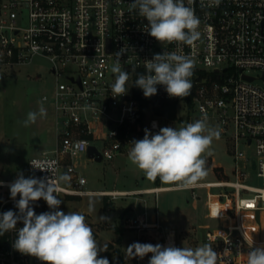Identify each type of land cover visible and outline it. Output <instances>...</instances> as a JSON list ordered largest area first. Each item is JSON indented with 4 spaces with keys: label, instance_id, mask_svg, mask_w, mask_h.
I'll return each instance as SVG.
<instances>
[{
    "label": "built area",
    "instance_id": "obj_1",
    "mask_svg": "<svg viewBox=\"0 0 264 264\" xmlns=\"http://www.w3.org/2000/svg\"><path fill=\"white\" fill-rule=\"evenodd\" d=\"M131 2L0 0V69L40 55L50 60L56 78L52 97L42 96L53 105L54 146L31 157L27 170L37 178L67 173L70 180L57 191L62 202L68 196L91 193L113 198L142 193L88 190L79 165L84 156L113 160L124 154L126 146L132 147L130 142L143 139L146 128L153 133L162 128L156 104L173 103L177 115L184 102L190 112L187 123L206 115L220 135L231 140L232 178L224 174L221 180L197 182L189 188L176 184L167 188L191 189L194 198L199 197L197 188H221L206 196L208 215L218 224L207 227L205 238L219 254L218 264H246L251 240L253 247H264V89L254 84L256 76L247 71L260 69L264 78V0H192L190 5L185 0L200 20L199 38L192 45L174 42L166 47L147 33V21L137 10L129 11ZM118 52L122 69L129 72V89L113 97L111 67ZM163 52L193 60L188 97H170L164 86L157 85V94L146 98L134 85L138 75L146 74L145 61ZM167 127H173L171 122ZM90 146L96 148L93 156L88 154ZM34 162L47 166L49 172L34 169ZM14 180L0 177L5 182L0 187V213L12 210L19 214L6 186ZM32 207L36 214L51 210L43 199ZM59 210L63 211L62 203ZM121 225L135 230L139 243L146 230L162 228L148 211L123 214ZM20 227L22 222L17 224ZM16 238V230L0 236V264H42L16 251ZM169 244L177 246L175 229L164 233L160 245ZM149 259L136 257V264H148Z\"/></svg>",
    "mask_w": 264,
    "mask_h": 264
},
{
    "label": "clouds",
    "instance_id": "obj_2",
    "mask_svg": "<svg viewBox=\"0 0 264 264\" xmlns=\"http://www.w3.org/2000/svg\"><path fill=\"white\" fill-rule=\"evenodd\" d=\"M192 0H188L189 5ZM137 10L147 21V33L165 47L170 43L192 45L199 38V18L194 9L186 6L185 0H132L129 11ZM123 50H121L122 52ZM111 67L115 82L111 85L113 97L127 94L129 72L121 67L119 56ZM146 62V74H140L134 85L143 90L146 98L157 94V85L165 87L170 97L183 98L190 95L192 87L193 60L175 52L155 54ZM41 105L38 111H30L23 121L25 127L46 117ZM156 125L153 124V127ZM143 139L133 140L128 151V160L152 181L173 183L180 188H189L206 176L203 154L208 151L220 132L210 127L203 116L179 128L162 127L153 133L144 130ZM31 163L34 169L49 172L47 166ZM67 173L56 178H37L23 174L7 184L10 197L15 200L19 214L12 210L0 213V236L16 230L13 247L21 254L37 258L42 264H109L100 252V246L84 214L78 211L59 210L62 203L57 191L61 183H67ZM5 186L0 181V187ZM19 195V199L16 197ZM43 199L50 211L36 214L32 205ZM106 219V217H101ZM23 227L17 228L21 223ZM128 254L143 259L151 254L148 264H218L219 254L209 244L192 247H175L171 244L133 243ZM246 264H264V247H251L246 253Z\"/></svg>",
    "mask_w": 264,
    "mask_h": 264
},
{
    "label": "rangeland",
    "instance_id": "obj_3",
    "mask_svg": "<svg viewBox=\"0 0 264 264\" xmlns=\"http://www.w3.org/2000/svg\"><path fill=\"white\" fill-rule=\"evenodd\" d=\"M247 71L256 76L254 84L264 89L262 71L260 69ZM55 86L56 78L52 73V64L44 56L36 55L28 63L0 69V177L8 168L11 169V179H16L19 174H23L25 178L31 176L27 170L29 159L54 146L53 105L49 101H43L42 96L52 97ZM41 105L47 111L46 117L38 118L36 123L25 127L23 121L27 114L30 111H38ZM177 110L175 118L157 113L161 115L162 127H167V122H171L176 128L187 124L190 112L185 103L181 102ZM207 123L214 128L211 120L207 119ZM125 148V153L113 160L98 161L83 157L78 170L87 178L85 186L87 189L132 188L158 184L157 180H149L142 171L130 163L129 149L127 146ZM203 158L206 161L207 174L198 182L217 181L226 176L232 178L235 160L231 152V140L227 137L219 135L218 139H214L208 151L203 154ZM214 165L220 166L221 172L226 176L221 175ZM252 182L258 183V180L254 179ZM220 191L221 188L216 186L197 188L198 198L192 196L191 189L171 188L160 191L157 199H153V205L155 206L157 200V212L162 228L144 233V243L161 244L164 233L175 229L176 247L195 248L209 244L215 250L214 245L206 240L205 233L207 227H215L218 221L207 215L205 201L208 192ZM137 196L140 194L113 198L91 193L81 197H66L62 202V209L65 213L78 211L84 214L98 244L106 249L99 255L106 257L109 264H118L119 255L116 251L120 250V245L117 229L122 228L116 226H120L123 210L130 207ZM134 237L135 232L125 231L128 247L133 244Z\"/></svg>",
    "mask_w": 264,
    "mask_h": 264
},
{
    "label": "crops",
    "instance_id": "obj_4",
    "mask_svg": "<svg viewBox=\"0 0 264 264\" xmlns=\"http://www.w3.org/2000/svg\"><path fill=\"white\" fill-rule=\"evenodd\" d=\"M214 166H216V165H214ZM156 180L158 182V184H156V185L137 186V187H132V188L126 187V188L88 189V190H94V191H100V192H115V193H124V192H133V191H137V190H143L142 193H139L140 196H137L136 199L131 203L130 207L125 208L123 210V212L120 216V226H116L117 228L118 227L122 228V229L118 228L117 232H119L118 243L120 245L119 246L120 252L124 256L125 264H136V257L132 258L128 254V251H127L128 242L125 239V231L130 230V231L135 232V237L133 238V243H136L137 232L133 229H126L121 225L122 215L125 213L136 215V214H142L144 211H148L149 217H151L152 219L154 217H157L158 221L160 222L158 212H157V210H158L157 200H156V204L154 206L153 205V199L154 198L157 199V194L162 190L168 189L167 187H169L170 185L162 184L159 178H157ZM155 187H159L158 191L157 192L151 191ZM144 190H148V191H144ZM132 195H137V194H132ZM104 196H108V195H104ZM121 196H123V195H121ZM68 197L70 198L73 196H68ZM205 205H206L207 210H208L207 201H205ZM82 211L85 212L84 210H82ZM207 215H208V213H207ZM148 230H156V229H148ZM148 230H146L144 233H146ZM143 243H144V240H143ZM146 257H149V256L147 255Z\"/></svg>",
    "mask_w": 264,
    "mask_h": 264
},
{
    "label": "trees",
    "instance_id": "obj_5",
    "mask_svg": "<svg viewBox=\"0 0 264 264\" xmlns=\"http://www.w3.org/2000/svg\"><path fill=\"white\" fill-rule=\"evenodd\" d=\"M155 110H156L157 113H159V114H166L170 118H175L176 117L175 105L173 103L156 104L155 105ZM215 169H217L221 175H224V173L221 172L222 169H221L220 166H216ZM2 200H3V197L0 194V203H1ZM118 241H119V239H118ZM116 252L119 255L118 264H125L123 254L120 252V250H117Z\"/></svg>",
    "mask_w": 264,
    "mask_h": 264
},
{
    "label": "water",
    "instance_id": "obj_6",
    "mask_svg": "<svg viewBox=\"0 0 264 264\" xmlns=\"http://www.w3.org/2000/svg\"><path fill=\"white\" fill-rule=\"evenodd\" d=\"M247 78L250 80L252 79V77H248V76H247ZM94 152H96V148L94 146H90L89 151H88L89 156H93ZM97 160L100 161V160H102V158L98 157ZM2 178L4 180H10L11 179V169H9V168L6 169L5 172L2 174Z\"/></svg>",
    "mask_w": 264,
    "mask_h": 264
},
{
    "label": "bare ground",
    "instance_id": "obj_7",
    "mask_svg": "<svg viewBox=\"0 0 264 264\" xmlns=\"http://www.w3.org/2000/svg\"><path fill=\"white\" fill-rule=\"evenodd\" d=\"M173 237V232L171 233V238Z\"/></svg>",
    "mask_w": 264,
    "mask_h": 264
}]
</instances>
